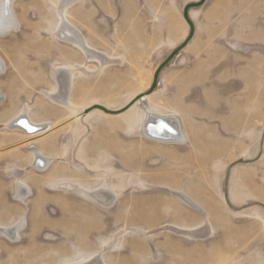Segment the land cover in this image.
Masks as SVG:
<instances>
[{
	"label": "rangeland",
	"instance_id": "1",
	"mask_svg": "<svg viewBox=\"0 0 264 264\" xmlns=\"http://www.w3.org/2000/svg\"><path fill=\"white\" fill-rule=\"evenodd\" d=\"M200 1L12 0L0 226L24 223L0 234V264H264V0ZM188 5L193 38L150 95L111 112L147 94L189 35ZM22 111L39 136L10 128ZM148 111L178 116L184 141L142 135Z\"/></svg>",
	"mask_w": 264,
	"mask_h": 264
},
{
	"label": "bare ground",
	"instance_id": "2",
	"mask_svg": "<svg viewBox=\"0 0 264 264\" xmlns=\"http://www.w3.org/2000/svg\"><path fill=\"white\" fill-rule=\"evenodd\" d=\"M72 0H60L62 6H65L67 2ZM12 0H0V34H5L9 31H13L16 27V20L13 16L11 10ZM189 16V13H188ZM190 19V18H189ZM57 33L60 38L71 41L75 46L80 48L84 54H92L84 45L80 36L73 32L72 29L66 27H59ZM185 48V47H184ZM2 64L0 61V70ZM1 73V72H0ZM150 95V94H148ZM139 95L131 102H129L125 107L119 110H111V112H119L118 114L127 112L135 103L140 101L143 97L148 96ZM0 95V101H1ZM141 97V98H140ZM137 98H140L136 100ZM136 100V101H135ZM135 101V102H134ZM137 121V119H136ZM10 128L23 132L27 136H39L45 128V124L33 121L30 117L26 115L25 111L19 113L9 124ZM27 125V126H26ZM179 117L175 114H164V113H154L146 112L144 113L141 122L137 125L138 130L142 135L148 139L156 140L163 143H182L185 139V133L182 128ZM28 132V133H27ZM147 139V140H148ZM30 153L33 156L32 165L35 169H45L47 166V160L41 155L39 150L33 146H28ZM21 186L23 184L19 182L17 184L16 197L20 201H24L27 195V190L23 189ZM24 223V218L21 217L15 221L10 226H0V234L5 236L10 240H15L18 237V233Z\"/></svg>",
	"mask_w": 264,
	"mask_h": 264
},
{
	"label": "water",
	"instance_id": "3",
	"mask_svg": "<svg viewBox=\"0 0 264 264\" xmlns=\"http://www.w3.org/2000/svg\"><path fill=\"white\" fill-rule=\"evenodd\" d=\"M204 2V0H201L198 4H197V6L198 5H201L202 3ZM192 7H195V5H188V6H186L185 8H184V10H183V18H184V20L186 21V23L188 24V26H189V35H188V37L184 40V42L182 43V45L178 48V49H176V50H174L165 60H164V62L162 63V64H160V66L155 70V72H154V76H153V81H152V84H151V86H150V88H149V90H148V92H147V95L148 94H151L154 90H155V88H156V86H157V81H158V77H159V74H160V72H161V70L164 68V66L165 65H167L168 64V62L179 52V51H181L189 42H190V40L193 38V36H194V26H193V24H192V22H191V20L189 19V16H188V13H189V9L190 8H192ZM141 98V97H140ZM140 98H137L136 100H138V99H140ZM135 100V101H136ZM134 101V102H135ZM100 108L101 109H103V110H105V108H103V107H101L100 106ZM106 111H108V110H106Z\"/></svg>",
	"mask_w": 264,
	"mask_h": 264
},
{
	"label": "crops",
	"instance_id": "4",
	"mask_svg": "<svg viewBox=\"0 0 264 264\" xmlns=\"http://www.w3.org/2000/svg\"><path fill=\"white\" fill-rule=\"evenodd\" d=\"M7 33H8V32H7ZM7 33L0 35V37L7 35ZM0 61H1V64H2V68H1V70H0V72H1L0 75H1V74H3V72H4V61H3V59L1 58V56H0ZM0 95H2V94L0 93ZM2 102H4V96H3V95L1 96L0 104H1ZM17 115H18V114H17ZM17 115H16V116H17ZM16 116H15V117H16ZM15 117H14V118H15ZM14 118H13V119H14ZM22 133H23V132H22ZM27 133H28V132H27Z\"/></svg>",
	"mask_w": 264,
	"mask_h": 264
},
{
	"label": "snow or ice",
	"instance_id": "5",
	"mask_svg": "<svg viewBox=\"0 0 264 264\" xmlns=\"http://www.w3.org/2000/svg\"><path fill=\"white\" fill-rule=\"evenodd\" d=\"M27 126V125H26Z\"/></svg>",
	"mask_w": 264,
	"mask_h": 264
}]
</instances>
